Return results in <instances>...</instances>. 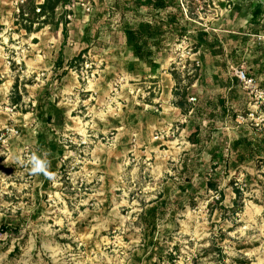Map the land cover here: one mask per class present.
I'll use <instances>...</instances> for the list:
<instances>
[{"label":"rangeland","instance_id":"1","mask_svg":"<svg viewBox=\"0 0 264 264\" xmlns=\"http://www.w3.org/2000/svg\"><path fill=\"white\" fill-rule=\"evenodd\" d=\"M20 1L0 0V264H264V0H177L156 73L120 59L123 26H161L131 0L57 9L65 43Z\"/></svg>","mask_w":264,"mask_h":264},{"label":"trees","instance_id":"2","mask_svg":"<svg viewBox=\"0 0 264 264\" xmlns=\"http://www.w3.org/2000/svg\"><path fill=\"white\" fill-rule=\"evenodd\" d=\"M176 1L177 0H131L133 4H137L140 7L153 12L161 26L138 22L133 26L127 25L121 28L125 45L128 49H130V59L127 58L125 60L124 57L120 58L124 62V68L127 71L136 72L144 67L149 69L151 73H156L160 69V64L156 59V53L159 51L161 43L157 40V36L158 33L162 32L163 30L162 25H169V23L177 22L176 15L173 12H169V10L178 7ZM71 2L72 0H44V3L40 6L41 12L38 14L43 17L49 16L50 20L46 19L47 23L55 24L56 27H59L60 25L63 26L62 34L64 43L66 42L68 35V22L66 20V16L69 12L65 10L63 14H61L55 21L56 10L59 8H66L67 5L71 4ZM262 14L263 11L261 10V6L256 5L252 13L253 21L262 16ZM82 55L83 52H81V55L78 57V59H80ZM57 62L59 66L62 64L61 52ZM171 74L176 79V75L173 73ZM36 109H42V102L39 101L37 103ZM50 109L55 112L59 111L55 109L54 106H50ZM37 139V142H40L43 139L45 140L42 135L37 137ZM50 145H52V143ZM243 145H245L244 147H247V145L250 147L247 139H238L234 141L233 148L237 153L240 154ZM250 149L251 148H248V150ZM54 171V169L50 170L52 173H54ZM41 179H43V184H45L46 178L41 175ZM236 193L239 194L238 191Z\"/></svg>","mask_w":264,"mask_h":264},{"label":"clouds","instance_id":"3","mask_svg":"<svg viewBox=\"0 0 264 264\" xmlns=\"http://www.w3.org/2000/svg\"><path fill=\"white\" fill-rule=\"evenodd\" d=\"M20 163L29 169L31 175H43L49 181H54L55 179V174L48 170L49 162L44 153L40 155L33 153L20 161Z\"/></svg>","mask_w":264,"mask_h":264},{"label":"built area","instance_id":"4","mask_svg":"<svg viewBox=\"0 0 264 264\" xmlns=\"http://www.w3.org/2000/svg\"><path fill=\"white\" fill-rule=\"evenodd\" d=\"M23 2H24L23 0L20 1V3H23ZM37 5H38V4H37ZM40 6H41V4H39V5L37 6V8H36V12H37V13H40V12H41V8H40ZM18 11H20L19 7H18ZM242 78L245 80V76H244V74H242Z\"/></svg>","mask_w":264,"mask_h":264}]
</instances>
